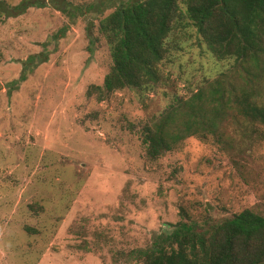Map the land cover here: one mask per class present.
Listing matches in <instances>:
<instances>
[{"label":"rangeland","instance_id":"obj_1","mask_svg":"<svg viewBox=\"0 0 264 264\" xmlns=\"http://www.w3.org/2000/svg\"><path fill=\"white\" fill-rule=\"evenodd\" d=\"M119 1L44 0L0 15V264H141L132 251L181 210L199 220L264 208L259 124L228 116L221 144L190 136L144 157L139 131L169 106L219 77L235 89L254 84L231 59H216L187 20L167 35L150 88L85 94L111 63L97 18ZM259 87L264 100V79Z\"/></svg>","mask_w":264,"mask_h":264},{"label":"trees","instance_id":"obj_2","mask_svg":"<svg viewBox=\"0 0 264 264\" xmlns=\"http://www.w3.org/2000/svg\"><path fill=\"white\" fill-rule=\"evenodd\" d=\"M44 3L20 0L9 6L0 0V15L19 14ZM60 11L71 14L63 8ZM182 20L195 28L216 59H231L244 69V81L254 84L235 89L216 78L206 89H197L143 124L139 138L149 160L190 136L202 140L210 136L221 144L219 127L228 116L246 119L244 127H264L259 87L264 79V0H122L113 4L111 11L97 18L96 25L111 63L101 83L90 84L85 94L102 100L124 87L150 88L159 79L156 64L166 52L167 35ZM91 27L92 23L86 27L90 43ZM35 59L44 58L27 56L22 67L30 69ZM179 212L181 217L168 231L152 234L148 246L132 251L141 264H264V208L246 207L221 217L207 212L199 220L185 219V213Z\"/></svg>","mask_w":264,"mask_h":264}]
</instances>
